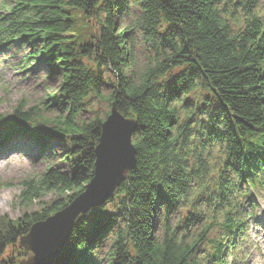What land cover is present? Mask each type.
Instances as JSON below:
<instances>
[{
    "label": "trees",
    "instance_id": "1",
    "mask_svg": "<svg viewBox=\"0 0 264 264\" xmlns=\"http://www.w3.org/2000/svg\"><path fill=\"white\" fill-rule=\"evenodd\" d=\"M2 11L0 50L22 42L34 50L29 60L37 58L60 85L43 108L21 103L0 117V149L17 139L42 152L61 139L69 170L51 167L23 183L25 203L45 193L58 198L19 221L0 218V264H19L31 227L67 207L93 178L110 113L79 122L92 97L137 121V165L102 207L77 220L58 264L236 258L249 224L239 199L264 191V15L256 0H9ZM124 16L131 24L120 29ZM136 32L152 54L143 67L134 59ZM107 71L115 82L105 98ZM216 149L223 162L211 181L207 162ZM195 189L203 211L188 212L179 233L171 218Z\"/></svg>",
    "mask_w": 264,
    "mask_h": 264
},
{
    "label": "rangeland",
    "instance_id": "2",
    "mask_svg": "<svg viewBox=\"0 0 264 264\" xmlns=\"http://www.w3.org/2000/svg\"><path fill=\"white\" fill-rule=\"evenodd\" d=\"M4 2H9V0H0V16L3 13L2 4ZM256 2L258 15L263 16L264 0H256ZM238 13H240V9ZM124 17L119 21L120 29L131 24V21L126 19V16ZM132 39L134 59L138 67H143L148 63L152 54L139 32L133 33ZM31 52L34 50L22 42L11 43L7 48L0 50V117L12 115L14 109L21 103L27 109L43 108L47 96L52 93L56 94L59 89L60 78L39 63L37 58L29 60ZM104 79L103 95L107 98L112 93L115 78L107 71L104 73ZM110 112L111 109L106 99L92 97L88 102L87 109L79 117V122L87 123L95 118L104 120L106 114ZM53 115L54 113L49 112L45 116ZM2 142L0 141V144ZM47 147L46 151L39 152L29 141L16 139L0 149V218L7 217L11 221H19L25 214L36 212L57 200L58 196L54 193H45L39 198V201L31 203L21 200L22 185L25 181L37 178L51 167L69 170L65 156L69 150L67 143L61 139L52 138L48 140ZM222 162V152L218 149L211 152L207 162L210 171L208 177L211 181H214V170L221 169ZM195 191L188 196L189 201L185 206L171 218V222L179 226V233L185 232L184 226H186L188 212L203 211L199 203L198 190L195 189ZM242 191H244V187L240 189V192ZM239 206L241 209L238 210L245 213L244 217L249 220L245 232L246 239L241 245L239 253L236 254L237 257L229 258L227 263L264 264V191L257 188L252 189L250 199L248 196L240 198ZM199 233V227L196 225L193 236ZM211 234L217 237L215 230ZM24 254V258L20 262L26 260V251Z\"/></svg>",
    "mask_w": 264,
    "mask_h": 264
},
{
    "label": "water",
    "instance_id": "3",
    "mask_svg": "<svg viewBox=\"0 0 264 264\" xmlns=\"http://www.w3.org/2000/svg\"><path fill=\"white\" fill-rule=\"evenodd\" d=\"M136 130L137 121L122 116L114 105L101 125L93 178L67 207L31 227L20 241L27 256L20 264H58L77 220L102 207L135 169Z\"/></svg>",
    "mask_w": 264,
    "mask_h": 264
}]
</instances>
